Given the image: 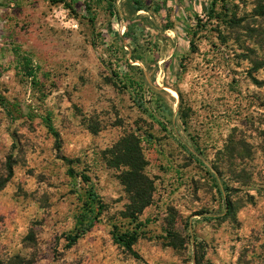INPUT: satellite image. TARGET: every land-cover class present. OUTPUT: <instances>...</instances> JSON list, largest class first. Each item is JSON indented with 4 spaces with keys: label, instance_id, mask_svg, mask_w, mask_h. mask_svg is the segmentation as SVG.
<instances>
[{
    "label": "rangeland",
    "instance_id": "rangeland-1",
    "mask_svg": "<svg viewBox=\"0 0 264 264\" xmlns=\"http://www.w3.org/2000/svg\"><path fill=\"white\" fill-rule=\"evenodd\" d=\"M65 1L0 0V264H264V0ZM131 135L153 189L138 259L114 242L136 226L110 163ZM81 174L106 210L69 247Z\"/></svg>",
    "mask_w": 264,
    "mask_h": 264
},
{
    "label": "trees",
    "instance_id": "trees-1",
    "mask_svg": "<svg viewBox=\"0 0 264 264\" xmlns=\"http://www.w3.org/2000/svg\"><path fill=\"white\" fill-rule=\"evenodd\" d=\"M54 4H64L65 0H51ZM73 4H77L78 0H71ZM100 1V0H98ZM213 4L216 0H213ZM108 8L112 17L119 16L120 11L117 8V0H107ZM87 9H91V6L85 5ZM125 6L131 16H137L140 12H150L152 7L148 5V0H125ZM154 12L159 13L161 8L157 6L153 9ZM143 18L144 17H140ZM127 32L123 38L128 39L131 32L130 25L126 26ZM135 40V39H134ZM191 46L193 44L191 43ZM21 51H17V55L20 60V64L24 69V73L32 80H36V72L32 67V61L28 55L20 54ZM135 58V57H134ZM0 104H4L3 99H0ZM48 130L56 138V142L59 144L60 137L53 127L50 116L44 119ZM111 154V165L114 168L122 169L121 182L128 190L132 203L129 208V216L132 224L136 226L132 229H128L120 234L114 235V242L122 247L125 251L130 253L134 258H140L135 251L134 246L139 238V230L141 223H138L139 215H141L145 208L151 203L152 199V185L145 175V159L143 157L140 141L134 136H128L121 140L114 148ZM82 180L88 184L89 188L86 191V203L85 207L81 210L77 217V224L75 230L68 235V246L72 247L76 245L83 236L90 232L96 224L100 221V218L106 210V206L99 196V194L91 187V179L87 175L81 174ZM8 180L0 181V191L6 186ZM223 194V193H222ZM223 199L226 207V215L231 214V204L227 195H223ZM209 218V217H208Z\"/></svg>",
    "mask_w": 264,
    "mask_h": 264
},
{
    "label": "built area",
    "instance_id": "built-area-1",
    "mask_svg": "<svg viewBox=\"0 0 264 264\" xmlns=\"http://www.w3.org/2000/svg\"><path fill=\"white\" fill-rule=\"evenodd\" d=\"M74 27L77 28V25H75Z\"/></svg>",
    "mask_w": 264,
    "mask_h": 264
}]
</instances>
